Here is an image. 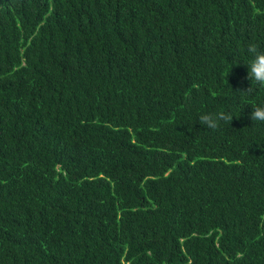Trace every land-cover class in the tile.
Returning <instances> with one entry per match:
<instances>
[{"label": "trees", "instance_id": "16d2710c", "mask_svg": "<svg viewBox=\"0 0 264 264\" xmlns=\"http://www.w3.org/2000/svg\"><path fill=\"white\" fill-rule=\"evenodd\" d=\"M250 42L264 0H0V264H264Z\"/></svg>", "mask_w": 264, "mask_h": 264}, {"label": "clouds", "instance_id": "9594fccd", "mask_svg": "<svg viewBox=\"0 0 264 264\" xmlns=\"http://www.w3.org/2000/svg\"><path fill=\"white\" fill-rule=\"evenodd\" d=\"M251 57L250 62L245 63L248 66V79L255 82L261 88H264V50L255 42H250L246 49ZM252 87L246 92H251ZM253 121L264 122V106H253L251 114ZM234 116L231 112L217 111L205 112L199 116V123L213 131L219 130L222 124L232 123Z\"/></svg>", "mask_w": 264, "mask_h": 264}]
</instances>
